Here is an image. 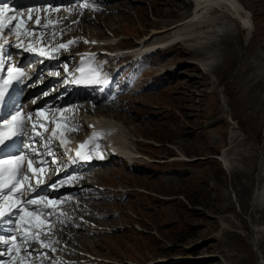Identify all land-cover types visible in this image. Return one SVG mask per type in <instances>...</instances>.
<instances>
[{"label":"rangeland","instance_id":"374dc122","mask_svg":"<svg viewBox=\"0 0 264 264\" xmlns=\"http://www.w3.org/2000/svg\"><path fill=\"white\" fill-rule=\"evenodd\" d=\"M207 3L111 0L80 23L61 20L73 32L113 33L118 48L148 35L145 43L165 47L174 24ZM219 3L231 12L217 18L223 31L207 21L222 10L208 11L200 37L125 69L128 93L108 110L128 129L134 154L90 174L115 193L96 202L115 229L73 240L101 258L90 264H264V0Z\"/></svg>","mask_w":264,"mask_h":264},{"label":"snow or ice","instance_id":"6c2138e0","mask_svg":"<svg viewBox=\"0 0 264 264\" xmlns=\"http://www.w3.org/2000/svg\"><path fill=\"white\" fill-rule=\"evenodd\" d=\"M87 6V5H85ZM31 11V10H30ZM11 12V9L7 6L0 7V72L4 71V65L6 63L3 57L4 45L8 44L9 41L4 39L5 30L11 31L19 41L22 36H26V33L20 31L22 28V23H13L18 19L17 16H9L8 14ZM37 23H39V17H37ZM74 43V41H69L68 44L59 45L60 48H67L70 44ZM17 47H24L22 44L17 43ZM24 51L33 52L37 51L31 46L24 47ZM39 55L43 56L46 53L43 50H39ZM21 68H17L15 66H9L7 68V77L0 76V101L5 99L6 90L12 85L14 81L19 82L25 73ZM83 73V70H80ZM81 79H86L91 83H99L100 78L95 69H90L87 76L82 74ZM10 119L5 116L0 118L2 123H0V146H7V142L12 140L14 137L22 135L27 129L29 123L31 122V130L35 133L36 136H41V133L36 131L37 124L43 125V122L39 119L43 113L37 112L35 113L36 119L33 120V113L29 112L27 114L21 113V111L17 110L15 114H9ZM60 125H57L59 128ZM78 130V129H72ZM62 135V134H61ZM99 133H95L93 138L89 141H85L80 144V148H84L86 144H92L95 140V137L98 136ZM56 136V130L54 129L52 135L46 138V143L43 147L47 150V155L53 157L52 164L55 165L57 163L55 158V153L51 150L50 144L53 142V138ZM43 139V137L41 136ZM32 139V138H30ZM63 143H68L67 141H62ZM29 154H18L12 156L10 158H2L0 157V221L4 218L9 217L13 214V210L15 209L19 215V219L21 224L18 225L19 232L17 236H19L21 244H28L30 241H37L42 244V246H47L43 241L39 240V236L42 234L35 230L32 231L31 234L27 233L24 229L25 224V214L32 215L37 212H44L49 209L51 204L53 203L48 199L46 195H40L39 190L40 186L45 183L42 172L43 168L47 167L48 161L40 160L39 165L37 167H33L36 163L37 157L43 156V153H40L36 148H33L29 145ZM66 151H69L66 148ZM76 155L81 158H89L87 156H81V152L77 151ZM59 171V169H57ZM35 179L36 183L33 184L31 181ZM66 181H60V184H64ZM49 187L54 191L57 188V184L53 182ZM30 193H38L37 196L32 197L29 196ZM36 205L35 208L32 209L31 213H26V209L30 206ZM54 211V209L52 210ZM51 215V213L49 214ZM48 217H46L47 219ZM16 237H13V241ZM0 243L5 245L9 244L10 241L3 236H0ZM51 243V241H49ZM15 249L18 253L21 251L20 248L16 247L15 243H12L10 251Z\"/></svg>","mask_w":264,"mask_h":264},{"label":"bare ground","instance_id":"6f19581e","mask_svg":"<svg viewBox=\"0 0 264 264\" xmlns=\"http://www.w3.org/2000/svg\"><path fill=\"white\" fill-rule=\"evenodd\" d=\"M197 1L208 2V3H207V5H205V7H203L204 6L203 5L202 6V10L196 12V14L193 11L191 16H188L187 19H185V21H178V22H176L174 24V27H179V28L176 30V34L173 35L172 41L169 42V44L170 43H178V41L182 42V41H185L187 39L188 40L196 39L197 37H200V33H199L200 30H196L195 28L202 27V23L205 21V20L204 21L202 20L203 15H204V13H206L208 11H212V12L214 11L215 12V11H221L222 10V13L219 14L220 15L219 17L216 14V16L215 15L213 16L214 20H207V21L209 22V25H208L209 26V30H214V31H218V32L223 31V30H221L220 26L217 25V18L218 19L221 18L222 14L224 13L223 10L226 11V12L231 13L230 10L227 7H223L222 6L223 3H219L221 0H219L217 5L212 4V2L214 0H197ZM202 4H204V3H202ZM213 5H214V7H213ZM106 7H108V6H106ZM212 7H213V9H212ZM239 12H241V13H240V15H237V18H239L240 21H242L244 16H246V15H244L245 11L241 7V8H238V13ZM207 15H208V13H207ZM199 17L201 18L200 20H199ZM205 17H207V16H205ZM81 19H83V18H81ZM90 20H92V18H90ZM171 26H169V28H172ZM156 31H159V29L156 28L155 32ZM156 46H160V44L158 42L154 43V47H156ZM154 47L150 43H145L144 42V43L141 44V42H140L139 45H135V46L131 47L132 48L131 50L125 49V51H131L132 52L131 55L132 56L133 55L136 56L137 53H144L145 51H147L149 49H152ZM125 51H122L121 54L127 53ZM133 51L135 53H133ZM108 109H109L108 107L105 108V110H106L108 115L104 114L101 118H98V120L93 118V117H97V116L94 115L96 113L87 112L86 115L84 113L83 114L87 118H92V120H95L96 125H99L100 127H103L104 129H108L109 128V131L107 132L108 133L107 134V137H108L107 143L111 147L112 152H110V154L108 155V158H111V159L115 158L116 160H119V158H124L126 160H129L130 158L133 157V154H134V152L130 151V150H131V148H135V147L132 144V141L130 140L129 136L127 135L128 129H125V126L123 125V123L121 121H119L117 118H115V117H117L115 115L116 113H113L112 111L110 112V110H108ZM83 120L85 121V119H83ZM46 132H48V130H46ZM259 194H260V197H261L262 201H264V184L261 187V191H260ZM70 234H72L73 238H75L77 233L74 232L73 229H68V230H64L63 234H61V235H62V237L65 238L66 236H70ZM81 240H83V239H81ZM82 242H84V241H82Z\"/></svg>","mask_w":264,"mask_h":264}]
</instances>
